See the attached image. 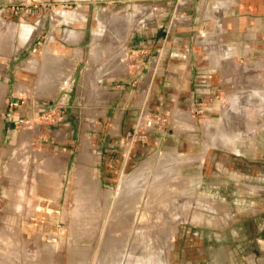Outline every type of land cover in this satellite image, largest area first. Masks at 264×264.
<instances>
[{
    "label": "rangeland",
    "instance_id": "1",
    "mask_svg": "<svg viewBox=\"0 0 264 264\" xmlns=\"http://www.w3.org/2000/svg\"><path fill=\"white\" fill-rule=\"evenodd\" d=\"M222 1L0 5V264H159L161 258L162 264H264L257 246L241 242L264 214V199L252 192L263 186L257 178L264 173V132L241 133L248 121L264 124L258 112L264 103L257 95L264 89V54L235 58L228 70L225 60L217 62L219 55H213L218 71L233 74V82L218 86L210 99L203 91L187 126L197 127L193 140V132H176L179 108L172 98L168 109L157 97L151 110L131 114L135 98L128 99L129 88L142 75L132 68L129 53L113 52L115 42L123 49L132 32L150 30L158 35L157 48L146 62L158 67L165 48H172L169 58L175 59L179 54L173 49L183 46L181 40L200 42L194 30L176 40L178 29L196 25L200 30V23L185 17L209 15L211 5L216 10ZM65 12L67 18L61 16ZM82 28L87 42L91 31L99 33L95 67L103 69L121 56V84L113 88L124 87L122 95L110 85L81 83L77 58L72 62L60 53L66 30ZM167 31L168 39L162 37ZM201 41L210 44L209 38ZM244 63L250 70L238 66ZM42 71L47 76L40 85ZM156 89L162 95V88ZM239 93L250 100H241ZM121 108L127 114L123 134L110 130L119 124L114 111ZM242 138L241 155L223 147L237 148ZM210 145L223 150L207 152ZM162 187L174 191L172 198L163 199ZM176 195L180 205L190 203V218L183 211L176 214ZM198 198L214 211L193 205Z\"/></svg>",
    "mask_w": 264,
    "mask_h": 264
},
{
    "label": "crops",
    "instance_id": "2",
    "mask_svg": "<svg viewBox=\"0 0 264 264\" xmlns=\"http://www.w3.org/2000/svg\"><path fill=\"white\" fill-rule=\"evenodd\" d=\"M33 1L38 2L40 6H47L51 5V3H58V1L69 2L75 0H0V5L12 7L20 4L21 2L30 4L33 3ZM78 1L86 2L88 0ZM89 1L91 2V0ZM108 1L110 4L115 5L121 0ZM162 1L164 2V0ZM90 2L86 3L90 4ZM167 4L169 5L170 2L168 1L166 5ZM211 8L212 9L209 15L193 14L190 17H185L189 18L186 21H193L198 24L200 23L198 25L200 29L199 31L198 27L195 25L194 29L184 28L178 29V31L175 30L176 32H174L178 33L176 40L180 42L182 37L189 38L191 30H194L195 37H198V34H200V42L195 40L191 45L190 41L181 40L183 46H177L176 50L173 49V53L179 54V56L175 59L169 58L172 48H165V50H162L164 56L162 57L158 67L154 66L153 61L151 63L146 62L149 59L150 54L153 53L155 48H157L155 45L158 37L157 33L150 30L132 32L126 38L123 49L118 47L116 42V45L113 44L114 54H120L123 51L129 53L131 58L130 64L134 65L132 68L135 69L137 76L142 75L141 78H139L138 83H136L134 87L129 88L128 99L131 101L132 98H135V105L132 107L133 110L131 111V114L138 116L144 109L151 110L153 107V100L155 98L157 99V97H159L158 100L161 101L162 105L165 104L168 109L169 101L172 98L176 102L175 107L179 108L176 112V132L177 134H182L186 131L193 132V140H196L198 137L195 133L197 132V127L195 125L190 128L187 126L192 125L193 123L190 117V112L193 118V114H195V111L197 110L196 103L203 100V91H208V97L206 98L210 99L211 97L216 96L218 86H227L232 84L233 74H229L227 70L230 68L229 63L233 64V60L235 58H244L254 54H264V0H224L220 4V7L216 5V10H214V6L212 5ZM63 14H61L62 17H64ZM78 16L79 15H74L72 19L75 21H82V16H80V18ZM85 22H87V19L83 18L82 26H85L86 28ZM29 27H31V25ZM82 29L83 30L81 31L66 30L62 39L64 45L59 47L60 53L68 55L72 62L74 58H77L75 62V71L81 68V77L79 79L81 83L87 82L86 84L98 86L110 85V89L115 90V95H122L124 87L121 86L116 89L113 88L115 85L121 84L120 72L123 67H121V56L114 58V62L107 67L105 66L103 69L95 67L96 64L94 63V59L96 58V54H99L100 51L94 44L95 39L99 36V33L98 31H91L89 36L92 39V42H87L86 29ZM201 29L205 30L202 31ZM26 32L30 33L31 30L27 29ZM180 33H182L183 36H180ZM162 37H166V39H168V37H170L169 31L162 33ZM201 38H209L210 44H203ZM213 40L215 41V44H213ZM74 45L76 47H74ZM44 52L46 53V51ZM214 54L219 55L217 62H219L221 58L225 60L227 70L224 75L222 71H218L216 65L217 62L213 56ZM256 64L259 65L262 64V62H258ZM262 65H260L261 69H264V64ZM238 66L241 69L243 68L247 71L250 70L248 63H244L241 66L238 64ZM96 68L98 72L94 71ZM223 76L225 77L223 78ZM159 86L162 88V95L160 96L155 94V92H158L156 88ZM200 87L208 88L200 89ZM233 93L234 92L227 93L228 99ZM239 95L241 100H245L246 98L249 99L248 96L242 97L240 93ZM257 95L259 97L258 100L264 103V89L258 90ZM250 96L253 100V94ZM106 112H108V110ZM114 112L115 117L119 120V124L113 125L110 130L120 134L126 133L127 131L122 125L123 119L127 115L126 109L121 108V111ZM258 112L262 115L260 116L263 118L264 122V111H260L259 109ZM247 124L248 129H244V126L241 129V133L244 135H251L250 130L252 129H257V131H255L257 134L264 132V124L257 126L253 121H248ZM99 130L100 127L98 131ZM244 139L245 138H242L241 141H238L237 148L240 152L237 148L229 146V143L223 145V147H225V149L231 148V152L241 155L242 150L240 149V146L242 145L240 142L244 141ZM211 149L222 148L210 145L207 152ZM203 157L197 163L200 164ZM247 159L249 162L254 161L253 157H247ZM245 178L249 181L250 175L246 174ZM257 181L259 184H263V186L258 185L256 188L251 187L253 188L252 192H256L254 193V196L258 194L257 196L259 199H264V173H259ZM251 188L248 185L249 193ZM199 200L202 199L198 198L195 201ZM204 202L207 203L206 201ZM209 206L211 207V210L208 212H213L214 207L211 205ZM260 212H262L261 208H258V213ZM241 242L257 246L260 260L264 263V214L259 216L256 224H254V232L251 235L249 233H247V235L245 234V236L241 238Z\"/></svg>",
    "mask_w": 264,
    "mask_h": 264
},
{
    "label": "bare ground",
    "instance_id": "3",
    "mask_svg": "<svg viewBox=\"0 0 264 264\" xmlns=\"http://www.w3.org/2000/svg\"><path fill=\"white\" fill-rule=\"evenodd\" d=\"M69 14H67L66 12L63 14V16H64V18H66L67 16H68ZM24 29V28H23ZM28 30H31V28H28ZM22 31V30H21ZM25 33H26V31H25ZM24 37V36H23ZM47 52V51H46ZM44 54V53H43ZM44 63V62H43ZM40 66H42V65H40ZM48 66V65H47ZM50 66V65H49ZM38 68V67H37ZM40 69H41V67H40ZM42 69L44 70V68L42 67ZM53 69H55V68H52L51 69V72H49L50 73V77H51V75H52V73H53ZM46 74V75H45ZM44 74V71H42V72H40V77H38V78H40L39 79V84L41 85L45 80V77L47 76V72ZM39 85V86H40ZM43 85V84H42ZM22 89H24V88H22ZM20 91V90H19ZM149 123V122H148ZM149 164H145L144 165V167H146V166H148ZM140 169H141V167H140ZM170 171V170H169ZM136 173H138V172H136ZM161 173V172H160ZM134 174V173H133ZM144 174H147V173H144ZM143 174V175H144ZM139 175V174H138ZM133 176V175H132ZM141 176H142V174H141ZM145 176V175H144ZM142 177V178H144L145 179V177L147 176H145V177ZM166 177V176H165ZM168 178V177H167ZM166 179V178H165ZM133 180V179H132ZM172 186H170V188H171ZM162 189H164L163 187H162ZM166 189V188H165ZM165 189H164V191H165ZM174 189V188H173ZM163 191V192H164ZM169 188L168 189H166V193L163 195V199L164 200H169V198H172L171 197V195H170V193L172 192H174L173 190H170L169 192ZM169 195V196H168ZM178 195V194H177ZM177 195H176V197L174 196L173 197V200L175 201V206L178 208V211L176 212V214H180L181 213V211H183V212H185L184 214L186 215V216H188L189 218H190V215L192 214H189L187 211H186V207H188L187 208V210L189 209V205H190V203L188 204H183V205H180L179 204V201L177 200L178 198H177ZM127 197H128V195H127ZM180 198V197H179ZM131 202L133 203V201L131 200ZM168 202V201H167ZM170 202V201H169ZM174 203V202H173ZM180 203H182V202H180ZM134 204V203H133ZM133 204H132V206H133ZM193 205H197V206H199V207H201L202 208V211H206V212H208V211H210L211 210V207L209 206V204H207V203H205L204 201H202V200H199V201H193ZM181 206V207H180ZM189 211V210H188ZM175 212V211H174ZM194 212V211H193ZM179 216V215H178ZM180 218V217H179ZM162 255H164V254H162ZM162 255H161V257H162ZM158 256H160V255H158ZM159 258V257H158ZM146 259H147V257H146ZM146 259H145V261H146ZM157 260H160V259H157ZM156 260V261H157ZM162 260L164 261V259L163 258H161V260H160V262H159V264L162 262ZM149 262V261H148ZM162 263H165V261L164 262H162ZM161 263V264H162Z\"/></svg>",
    "mask_w": 264,
    "mask_h": 264
},
{
    "label": "built area",
    "instance_id": "4",
    "mask_svg": "<svg viewBox=\"0 0 264 264\" xmlns=\"http://www.w3.org/2000/svg\"><path fill=\"white\" fill-rule=\"evenodd\" d=\"M148 124H149V126H151L150 123H148Z\"/></svg>",
    "mask_w": 264,
    "mask_h": 264
}]
</instances>
